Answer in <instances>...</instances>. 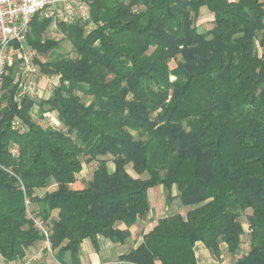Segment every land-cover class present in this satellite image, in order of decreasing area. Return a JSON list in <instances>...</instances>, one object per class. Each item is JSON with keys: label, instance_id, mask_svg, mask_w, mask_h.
I'll use <instances>...</instances> for the list:
<instances>
[{"label": "trees", "instance_id": "trees-1", "mask_svg": "<svg viewBox=\"0 0 264 264\" xmlns=\"http://www.w3.org/2000/svg\"><path fill=\"white\" fill-rule=\"evenodd\" d=\"M90 21L59 22L78 56L51 55L52 19L39 14L27 44L42 74L41 99L20 93L17 66L0 91V253L24 258L49 233L65 262L84 239L124 241L149 208L148 191L176 185L186 216L159 218L123 257L135 264H199L195 246L264 264V0H86ZM212 26H200L202 8ZM175 61V65L171 62ZM172 76H175L172 79ZM57 111L60 126L34 117ZM87 186L73 188L85 162ZM112 161L115 170L109 172ZM131 165L136 176L127 166ZM57 188L40 196L36 188ZM36 204V208L32 207ZM57 212V215L54 214ZM123 221L126 228L115 227Z\"/></svg>", "mask_w": 264, "mask_h": 264}, {"label": "crops", "instance_id": "crops-1", "mask_svg": "<svg viewBox=\"0 0 264 264\" xmlns=\"http://www.w3.org/2000/svg\"><path fill=\"white\" fill-rule=\"evenodd\" d=\"M204 11L209 12L205 9V7L202 8V12ZM210 16L212 19V14ZM53 76H55L53 81L58 80V76ZM42 77L45 78L46 76L39 73L37 76H34V81L40 84L43 79ZM30 78L31 76H29L28 79ZM16 79H18L17 76ZM53 88L54 85L44 91V93L40 89H37V92L32 94V96L47 99L51 96ZM38 108L39 107L35 108V110L38 111ZM50 113L56 115L54 120L57 123H60L57 111H47L44 113V116H47V114ZM96 165V161L87 163L86 184L82 179L85 176V167H83V170L78 174L77 180L73 182L71 186L73 188H83L87 186L93 177ZM107 168L109 172H113L115 170V164L112 161H109L107 163ZM128 171L134 176L137 175L136 173H132L129 169ZM56 188L57 184L52 183L46 187L36 188L35 192L42 196L47 191H52ZM178 195L179 191L176 185H173L171 188H168L163 184L151 187L148 191L150 208L145 215L138 217L137 221L129 227L130 235L124 241H116L110 237L98 235V241L95 245L91 239L87 238L82 241L77 257L74 258L72 254L68 252L65 254V262H61L56 257V251L52 248H48L46 240L40 239L27 250L26 256L20 260L6 262L0 253V264H135L125 260L123 256L144 242L145 234L156 224L159 218L169 216L174 213H181L183 216H186L188 210L194 207L184 205ZM32 207L36 208V204H32ZM54 214L57 215V212H54ZM243 226L246 233L244 235L240 251L236 256L232 255L228 251V247L225 242L220 243L219 253H216L208 248L203 242H197L195 251L199 264H234L235 260L246 253L250 248L248 236L249 223L247 220L243 221ZM115 227L124 229L126 228V224L119 220L115 223ZM156 264H161V262L158 260Z\"/></svg>", "mask_w": 264, "mask_h": 264}, {"label": "built area", "instance_id": "built-area-1", "mask_svg": "<svg viewBox=\"0 0 264 264\" xmlns=\"http://www.w3.org/2000/svg\"><path fill=\"white\" fill-rule=\"evenodd\" d=\"M37 14L70 24L77 20L92 23L86 0H0V91L4 77L17 64L22 70V75L16 74L18 79L40 73L36 67L35 49L27 44L31 23ZM25 79L20 83L19 95L30 94L32 90V84ZM36 224L43 229L51 249L48 231L37 219Z\"/></svg>", "mask_w": 264, "mask_h": 264}, {"label": "rangeland", "instance_id": "rangeland-1", "mask_svg": "<svg viewBox=\"0 0 264 264\" xmlns=\"http://www.w3.org/2000/svg\"><path fill=\"white\" fill-rule=\"evenodd\" d=\"M205 9L208 11V9L206 7H205ZM210 15H211L210 12H205V11L202 12V15H201V18H200V26L204 30H207V29H209L212 26V23L210 21V19H211ZM86 27H87L88 30H91V29H93L94 24L93 23H88V25ZM31 29L32 28H30L28 34L31 33V36H33V32L31 31ZM43 36H44V38L46 40L47 39H51V40H54V41H58L59 42V46L49 56L48 55H41V54L38 53V57H40V59L42 61L49 60L50 58H52L54 56H57L58 54H63V55L70 56V57H73V58L78 56L76 50L74 49L73 44L69 41V39L67 37H65V35H64V33H63L62 29H61L59 21H55V20L51 21L49 23L48 27H47V30L45 31V34ZM35 52H36V55H37V50L36 49H35ZM171 64L175 65V61H172ZM36 65H37L36 67L38 68V70L41 73L39 65L37 63H36ZM17 73H20L22 75L21 66H19V65L17 66ZM34 76L35 75H32L30 79H28L29 78V76H28L25 79V80L29 81L32 84V90L30 92L31 95L36 93L37 89L38 90L40 89L44 93V91H46L47 89H49L50 87H52L53 85L58 83V80L53 81L54 77H55L53 75L44 74V76H46V77L45 78L42 77L43 79L41 78L42 82L40 84L38 82L34 81L35 80ZM172 79H174V78H172ZM41 99H44V98H41ZM37 107H38V105L35 106V108H37ZM55 116L56 115L50 113V114H47V116L40 117L39 116V112L37 110L34 111L35 119L38 122H40L42 125H44V126H47V125L60 126V123H57L54 120ZM87 163L88 162H85V165H84V167H85L84 175L85 176L84 175H83L84 177L82 176L83 177L82 179H83L84 183L86 182V165H87ZM87 167H89V166H87ZM127 168L130 171H132V173H135V171L133 170L131 165H128ZM242 220L245 221V218H243Z\"/></svg>", "mask_w": 264, "mask_h": 264}]
</instances>
